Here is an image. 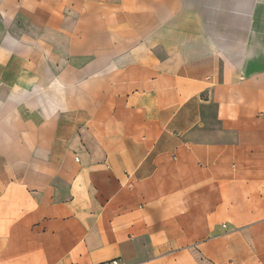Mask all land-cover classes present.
I'll return each instance as SVG.
<instances>
[{"label":"crops","instance_id":"crops-1","mask_svg":"<svg viewBox=\"0 0 264 264\" xmlns=\"http://www.w3.org/2000/svg\"><path fill=\"white\" fill-rule=\"evenodd\" d=\"M264 264V0H0V264Z\"/></svg>","mask_w":264,"mask_h":264},{"label":"built area","instance_id":"built-area-1","mask_svg":"<svg viewBox=\"0 0 264 264\" xmlns=\"http://www.w3.org/2000/svg\"><path fill=\"white\" fill-rule=\"evenodd\" d=\"M99 264H126V263L120 258H114L110 260H105Z\"/></svg>","mask_w":264,"mask_h":264}]
</instances>
